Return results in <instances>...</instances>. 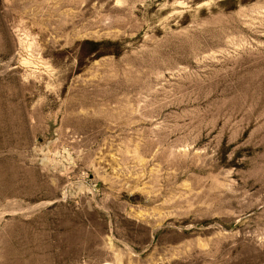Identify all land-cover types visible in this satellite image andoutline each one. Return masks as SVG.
I'll return each mask as SVG.
<instances>
[{
  "label": "rangeland",
  "instance_id": "374dc122",
  "mask_svg": "<svg viewBox=\"0 0 264 264\" xmlns=\"http://www.w3.org/2000/svg\"><path fill=\"white\" fill-rule=\"evenodd\" d=\"M264 264V0H0V264Z\"/></svg>",
  "mask_w": 264,
  "mask_h": 264
},
{
  "label": "bare ground",
  "instance_id": "6f19581e",
  "mask_svg": "<svg viewBox=\"0 0 264 264\" xmlns=\"http://www.w3.org/2000/svg\"><path fill=\"white\" fill-rule=\"evenodd\" d=\"M108 264V263H107Z\"/></svg>",
  "mask_w": 264,
  "mask_h": 264
}]
</instances>
